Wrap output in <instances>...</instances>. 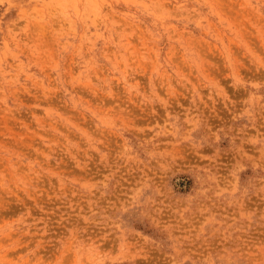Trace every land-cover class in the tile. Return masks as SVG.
Wrapping results in <instances>:
<instances>
[{"label": "rangeland", "instance_id": "374dc122", "mask_svg": "<svg viewBox=\"0 0 264 264\" xmlns=\"http://www.w3.org/2000/svg\"><path fill=\"white\" fill-rule=\"evenodd\" d=\"M0 264H264V0H0Z\"/></svg>", "mask_w": 264, "mask_h": 264}]
</instances>
